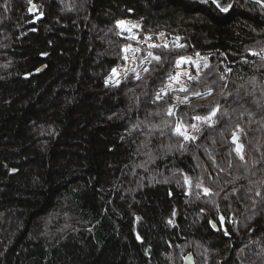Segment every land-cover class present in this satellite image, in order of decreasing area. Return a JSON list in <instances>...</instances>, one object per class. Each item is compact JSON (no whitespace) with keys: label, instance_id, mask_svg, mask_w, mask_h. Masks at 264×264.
Masks as SVG:
<instances>
[{"label":"trees","instance_id":"1","mask_svg":"<svg viewBox=\"0 0 264 264\" xmlns=\"http://www.w3.org/2000/svg\"><path fill=\"white\" fill-rule=\"evenodd\" d=\"M219 3L0 0V264H264V0ZM124 20L180 44L111 83Z\"/></svg>","mask_w":264,"mask_h":264},{"label":"rangeland","instance_id":"2","mask_svg":"<svg viewBox=\"0 0 264 264\" xmlns=\"http://www.w3.org/2000/svg\"><path fill=\"white\" fill-rule=\"evenodd\" d=\"M123 22V23H121ZM118 24L120 32L127 38L131 39V43L126 45L123 49L124 52V64L115 69L112 72L109 82H119L126 74L135 72L137 76L141 75L146 69L148 63L155 57L153 49L157 46L168 47L170 45L178 46L180 44V38H171L166 34L159 33L156 35H150L143 33L140 29V24L135 20H124ZM175 70L171 77H177L176 79L168 80L165 88L161 89L158 94L163 97L165 93L171 97L170 109H175L176 106L185 103H180L185 96L181 95V88H187L188 83L193 80V77H197L202 68L209 63V56L207 54H197L195 56H188L178 61ZM209 116V115H207ZM203 116V117H207ZM212 122V121H211ZM209 121L195 120L191 125H182V132L189 137L196 136L198 129ZM177 125V126H178ZM192 125L196 127L193 128ZM176 126V127H177ZM184 137V135H182Z\"/></svg>","mask_w":264,"mask_h":264},{"label":"snow or ice","instance_id":"3","mask_svg":"<svg viewBox=\"0 0 264 264\" xmlns=\"http://www.w3.org/2000/svg\"><path fill=\"white\" fill-rule=\"evenodd\" d=\"M210 2L211 3H213V4H215L216 5V7L217 8H219L220 9V11H222V12H228L229 11V8L231 7V5H229V6H225V7H221V5H220V3H219V0H210ZM121 23H123V22H121ZM154 59H156V60H159L160 58L159 57H154ZM179 63V62H178ZM206 67H207V65H205ZM113 71H115V70H113ZM145 71H148V69H145ZM140 77L139 76H137V79H139ZM177 77H170V79H176ZM192 79H196L195 77H193ZM181 91H184V92H188V89L187 88H181ZM167 93H165V95H166ZM194 95H200L199 93H194ZM161 97H160V94H157V99L159 100ZM180 103H188V97L187 96H185L184 97V99L182 100V101H180ZM219 111V109L217 108V109H215V110H213L210 114H209V116H207V117H200V116H196V117H194L196 120H201V119H203V120H205V121H209V122H211L212 121V118L213 117H215L216 115H217V112ZM169 114L171 115L172 114V109H169ZM210 126H211V124H210ZM192 127L193 128H195L196 126L195 125H192ZM182 125H178L177 127H176V129H175V131H176V133L178 134V135H184V139L185 140H188V139H191V140H195L196 139V137L195 136H192V137H189L188 135H186L184 132H182ZM234 140H235V137H234ZM242 146H240V145H238L237 146V149H236V151H237V153H239L240 152V148H241ZM241 158H243V157H241ZM205 191L207 192L208 190L207 189H205ZM222 219V218H221Z\"/></svg>","mask_w":264,"mask_h":264},{"label":"water","instance_id":"4","mask_svg":"<svg viewBox=\"0 0 264 264\" xmlns=\"http://www.w3.org/2000/svg\"><path fill=\"white\" fill-rule=\"evenodd\" d=\"M234 143L237 144V136H235V140L233 139ZM222 217H219V222L222 224L223 223V219H221ZM211 228L213 229V231H217L218 229V225L216 222H211ZM183 264H195L194 262V258L192 254H187L184 259H183Z\"/></svg>","mask_w":264,"mask_h":264}]
</instances>
